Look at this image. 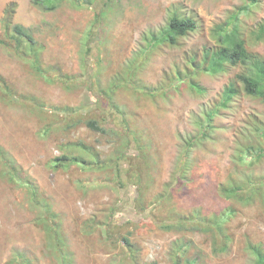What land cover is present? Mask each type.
I'll return each mask as SVG.
<instances>
[{
	"label": "rangeland",
	"instance_id": "374dc122",
	"mask_svg": "<svg viewBox=\"0 0 264 264\" xmlns=\"http://www.w3.org/2000/svg\"><path fill=\"white\" fill-rule=\"evenodd\" d=\"M242 3L243 0H98L83 7L63 2L46 11L33 5L32 0H0V33L8 10L13 8L12 20L28 27L43 45L44 64L60 65L65 72L85 80L98 79L106 85L119 77L117 74H123L126 66L134 64L132 61L140 63L143 36L159 31L169 13L179 10L191 16L197 27L180 37L177 47L155 49L136 70L139 81L150 87L161 82L165 71H171L175 64L182 65L193 51L212 45L215 27ZM97 12L101 21L95 23ZM240 17L249 48L264 56V38L257 40L250 34L256 23L264 21V0ZM93 23L96 36L90 54L85 55L84 37ZM0 74L16 90L17 98L23 99L20 103L8 102L0 91V146L61 214L71 264H134L131 254L138 264H174L172 243L180 237L193 241L199 251L193 256L196 261L256 264L247 250V241L264 247V202L258 196L250 202L230 198L219 187L229 180L242 181L249 173L264 179V157L251 166L236 161L238 142L243 141L249 129L245 123L254 113L264 122V102L249 96L235 97L229 108L221 109L215 117L217 128L211 136L199 138L189 148L185 144L198 131L194 116L213 106L233 71L216 76L201 73L197 77L205 87L201 94L184 86L157 97L131 86L116 92L115 102L129 115L131 128L144 141L143 153L150 163V167L141 164L132 144L126 149L122 165L139 173L144 183L142 192L129 179L122 187L111 185L113 168L52 165V159L64 152L86 154L81 143L104 159L121 142L116 119L103 125L104 132L86 125L88 119L102 123L101 109L94 106L100 98L89 89L87 81L67 87L60 81L45 80L1 45ZM27 96L41 99L46 107H75L79 114L67 127L63 114L56 116L47 109L39 112L25 102ZM46 128L50 129L45 131ZM77 143L79 146L73 145ZM181 161L186 162L184 170L177 168ZM177 170H183L180 180ZM166 187H170L171 196L160 200L158 195ZM136 197H142L145 211L133 205ZM227 207L233 211L225 224L232 240L225 252L214 253L210 235L190 226V222L183 231L163 228L164 223L179 215L190 216L199 210L209 217ZM112 212L109 222L107 216ZM90 218L94 226L89 229L86 224ZM124 235L129 238V247L121 239ZM49 243L44 229L35 222V211L29 207L25 190L0 176V264H6L15 249L27 254L35 264H58L50 254ZM194 252L195 249L189 254Z\"/></svg>",
	"mask_w": 264,
	"mask_h": 264
},
{
	"label": "trees",
	"instance_id": "16d2710c",
	"mask_svg": "<svg viewBox=\"0 0 264 264\" xmlns=\"http://www.w3.org/2000/svg\"><path fill=\"white\" fill-rule=\"evenodd\" d=\"M98 0H32V4L43 10H54L63 2H70L74 7L92 6ZM103 2V0H100ZM106 2V1H105ZM259 0H243V3L238 6L237 10L231 12L223 23L218 24L213 31L214 43L210 46L202 47L201 50L188 55V59L180 64H175L171 71H165L161 82L155 86L147 87L143 85L137 78V69L143 66L148 59L149 55L158 47L168 46L177 47L180 42L179 38L186 36L190 31L195 30L197 27L196 21L191 17L185 15L179 10H173L169 13L166 22L162 25L157 32H148L143 36L145 46L141 48L140 58L132 61L131 65L126 66L123 74H117L116 79L110 80L106 85L100 84L98 79H82L78 75L65 72L60 65H47L43 60V45L37 38L30 32L28 27L12 20L13 8L8 10L6 18L3 20V28L0 33V45L7 51L12 52L16 57L23 60L29 68L34 71L38 76L45 80L60 81L67 87L74 86L75 83H82L87 81V86L94 94L100 98L95 102V107L101 109L100 116L102 123L97 119H88L86 125L99 132H104L106 122L118 121L120 129H116L121 137L119 145L111 156L101 159L99 154L94 150L88 148L83 143L80 144L82 150L86 154H67L62 153L52 159L53 167H61L68 164H76L82 168L89 169H111L115 171L114 178L109 180L111 185L122 187L127 183V179L132 181L140 188L141 192L144 188V183L139 173H133L129 168H124L122 163L127 154L126 149L132 144L138 151V157L141 159V164L150 167L148 159L144 155L145 144L141 140L140 135L131 128L130 117L120 109L115 102V94L121 88L131 86L135 90L150 97L165 96L169 90H175L181 87H187L197 94L205 92V87L197 80L201 73L211 76L219 75L220 73H230L233 71L232 76L223 85L219 93L217 101L212 107H206L200 115L194 116V124L198 131L190 136L185 144L187 148L191 147L199 138H205L207 135L211 136L217 128L215 117L220 113L221 109L229 108L231 102L239 95L249 96L253 99H258L264 102V56L257 51L249 48V41L247 36L241 30L242 19L240 14H248ZM107 4V3H104ZM100 13L95 14V23L100 22ZM255 29L250 30V34L254 35L257 40L264 38V21L256 23ZM96 26H92L86 31L84 37V54L89 55L92 49V41L96 36ZM95 30V31H94ZM189 65L192 66L189 67ZM170 72V73H169ZM85 80V81H84ZM89 81V83H88ZM0 91L4 100L8 102L20 103L23 99L16 96V90L13 89L6 78L0 74ZM25 102L32 105V108L42 112L49 110L54 115L59 116L63 114L66 120V126L72 125L71 120L79 114L75 107L68 105H58L54 108L46 107L44 101L34 96L25 97ZM104 106H106L104 108ZM110 116V117H108ZM71 122V123H70ZM75 121L73 122V124ZM124 129L121 130V127ZM245 127L246 135L243 141L239 144L236 152L237 163L254 165L257 164L264 157V122L259 119L256 113L251 115ZM50 128H46L48 130ZM79 146V144H73ZM80 147L79 148L81 150ZM81 150V151H82ZM186 160V159H184ZM187 161V160H186ZM186 162L181 161L177 168L181 166L184 170ZM0 176L5 178L7 182L23 188L26 193L27 202L31 210L35 211V222L41 226L50 241L48 246L52 248L50 251L51 256L58 261V264H71L72 255L69 245L67 243L65 234L63 232V223L61 214L54 208L50 198L38 187L36 182L19 166L14 158L0 146ZM176 168V169H177ZM175 169V171H176ZM183 170H177L179 180ZM249 173L242 181L229 180L221 184L219 190L223 195L250 202L254 197L258 196L264 202V179L258 180ZM176 180V179H175ZM178 181V180H176ZM179 183V182H178ZM147 184V183H146ZM167 186V185H165ZM159 199H168L171 196L170 187H166L164 192L159 194ZM142 197H136L133 205L146 210L142 205ZM115 208H112V210ZM114 211V210H113ZM113 213L108 214L107 220L112 221ZM233 211L230 207L214 213L209 217H205L199 210L191 212L190 216L179 215L168 223H164L163 228L166 230L183 231L188 223L194 228L208 233L212 241V251L225 252L229 243L232 240L231 235L227 231L226 223ZM108 222V223H109ZM87 227L90 229L94 226V219H87ZM106 233H109L107 231ZM111 235V234H110ZM124 244L130 246V241L127 235L121 237ZM130 249V248H129ZM195 252L190 255L191 250ZM247 250L254 256L256 264H264V247L260 243H252L247 241ZM131 251V250H130ZM199 252L191 239L176 238L172 243V257L174 264H208L204 261H196L193 258ZM131 259L134 264H138L136 257L131 254ZM6 264H35L31 258L22 251L15 249L11 256L6 261Z\"/></svg>",
	"mask_w": 264,
	"mask_h": 264
}]
</instances>
